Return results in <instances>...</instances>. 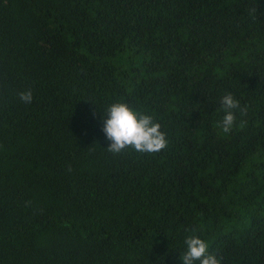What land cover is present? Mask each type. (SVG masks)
<instances>
[{"label":"trees","instance_id":"16d2710c","mask_svg":"<svg viewBox=\"0 0 264 264\" xmlns=\"http://www.w3.org/2000/svg\"><path fill=\"white\" fill-rule=\"evenodd\" d=\"M117 102L168 146L109 153ZM193 235L264 264V0H0V264H183Z\"/></svg>","mask_w":264,"mask_h":264},{"label":"clouds","instance_id":"9594fccd","mask_svg":"<svg viewBox=\"0 0 264 264\" xmlns=\"http://www.w3.org/2000/svg\"><path fill=\"white\" fill-rule=\"evenodd\" d=\"M259 6L254 2L249 8L253 17L257 14ZM19 99L25 104L33 101L32 91L20 92ZM225 115L222 120V132L230 133L236 121L233 110H239L246 114V107L241 108L240 102L231 93L223 96L221 100ZM103 128L109 146L106 149L113 155H119L126 150L141 154H156L168 146L166 134L161 131L160 123L154 121L153 117L138 113L127 103H113L106 109L103 117ZM187 249L181 256L183 264H221L214 254H209L208 244L201 238L193 235L185 240Z\"/></svg>","mask_w":264,"mask_h":264}]
</instances>
